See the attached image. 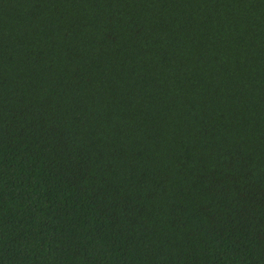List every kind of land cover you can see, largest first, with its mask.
Listing matches in <instances>:
<instances>
[{"label":"trees","instance_id":"trees-1","mask_svg":"<svg viewBox=\"0 0 264 264\" xmlns=\"http://www.w3.org/2000/svg\"><path fill=\"white\" fill-rule=\"evenodd\" d=\"M0 264H264V0H0Z\"/></svg>","mask_w":264,"mask_h":264}]
</instances>
